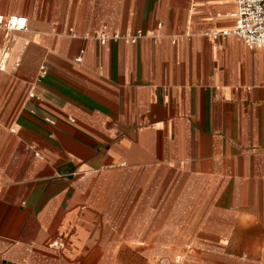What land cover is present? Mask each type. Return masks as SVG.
Returning a JSON list of instances; mask_svg holds the SVG:
<instances>
[{"label": "crops", "instance_id": "0c3cea01", "mask_svg": "<svg viewBox=\"0 0 264 264\" xmlns=\"http://www.w3.org/2000/svg\"><path fill=\"white\" fill-rule=\"evenodd\" d=\"M236 9L0 0L28 19L0 30V264H264V47L223 34Z\"/></svg>", "mask_w": 264, "mask_h": 264}, {"label": "built area", "instance_id": "2783aa9c", "mask_svg": "<svg viewBox=\"0 0 264 264\" xmlns=\"http://www.w3.org/2000/svg\"><path fill=\"white\" fill-rule=\"evenodd\" d=\"M237 9L234 13L235 28L231 32L223 34H234L241 38L247 47H264L260 41H264V0H236ZM28 19L24 17L11 16L4 17L0 15V30L4 32L5 41L11 40L13 32L25 31L27 29ZM108 36L101 35L100 40L105 43ZM129 42H134L135 38H128ZM5 56V54H4ZM78 62L81 58L77 59ZM33 96V94H31ZM54 243L52 245H57Z\"/></svg>", "mask_w": 264, "mask_h": 264}, {"label": "clouds", "instance_id": "9594fccd", "mask_svg": "<svg viewBox=\"0 0 264 264\" xmlns=\"http://www.w3.org/2000/svg\"><path fill=\"white\" fill-rule=\"evenodd\" d=\"M260 43H261L262 45H264V41H260Z\"/></svg>", "mask_w": 264, "mask_h": 264}]
</instances>
